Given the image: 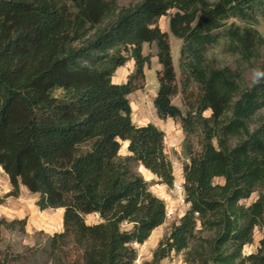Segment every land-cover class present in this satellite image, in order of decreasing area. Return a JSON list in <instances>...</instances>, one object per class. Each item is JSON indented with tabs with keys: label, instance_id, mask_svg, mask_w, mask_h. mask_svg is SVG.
Instances as JSON below:
<instances>
[{
	"label": "trees",
	"instance_id": "obj_1",
	"mask_svg": "<svg viewBox=\"0 0 264 264\" xmlns=\"http://www.w3.org/2000/svg\"><path fill=\"white\" fill-rule=\"evenodd\" d=\"M120 1L0 0V167L12 187L7 196L24 187L38 195L40 211L63 210L61 231L42 250L5 254L0 264L42 253L53 264H135L134 245L164 224L165 203L138 172L141 166L172 186L164 132L152 123L134 125L128 99L150 68L144 45L155 46L160 66L152 101L157 118L178 120L186 136L189 208L143 264H160L171 253H183L185 264H264V192L241 204L264 189V117H258L264 78L247 86L242 73L207 58L224 40L227 53L264 72V38L255 28L264 0ZM164 16L166 32L158 25ZM168 33L181 41L185 113L172 103L178 86ZM128 62L132 72L115 83ZM91 216L96 221L87 223ZM15 224L23 229L25 220L0 218V240ZM256 227L263 231L259 248L243 256Z\"/></svg>",
	"mask_w": 264,
	"mask_h": 264
},
{
	"label": "rangeland",
	"instance_id": "obj_2",
	"mask_svg": "<svg viewBox=\"0 0 264 264\" xmlns=\"http://www.w3.org/2000/svg\"><path fill=\"white\" fill-rule=\"evenodd\" d=\"M139 0H121L120 5L127 6L134 4ZM214 1V0H210ZM169 13H172L170 11ZM167 16L160 18L158 25L161 31H167ZM236 24H240L237 20ZM230 21V22H231ZM255 28L264 38V18L260 17L258 24ZM168 42L170 46V53L172 63L176 72V83L178 86V94L173 98L172 103L178 106L183 113L187 111L186 106L182 102V95L180 92V71L178 66L179 48L181 41L170 33H168ZM224 40H220L219 44L209 48L207 52L208 59H214L219 66H229L233 70L242 73L243 79L247 86H251L255 80V73L247 68L246 64H243L237 56H234L225 51ZM264 55V48L262 49ZM143 54L151 56L150 68H146L144 72V81L142 87L128 96L132 109V121L136 126L146 125L152 123L154 125H160V129L164 132V145L165 152L168 159L171 162V172L173 176V183L171 187H167L161 184L158 179L150 172H145L142 167L138 168V172L143 176L145 181L149 184L150 191L162 199L166 207V220L162 226L154 230L151 237L142 245H134L137 251V260L135 264H143L146 261H150L152 253L156 249L158 243L165 237L170 231L171 226L177 223L178 220L189 208L188 204H182L178 198L177 192L173 189V184L178 181V174L183 176L184 165L188 162L182 151V145L186 138L181 129L180 122L178 120L168 119L161 121L157 118L155 110L152 106V101L158 91L157 71L160 66L155 57L156 48L154 45H144ZM134 66L132 62H128L123 68L116 71L113 81L116 83H123L126 81L127 76L132 72ZM197 95L194 86L190 89L188 101L194 102ZM205 116H209V112L204 113ZM259 118L264 117V109L258 115ZM194 150L198 151V139L197 137H190ZM234 144L230 142V146ZM126 145L124 144L120 150L122 156L127 155ZM184 181V180H183ZM9 183V182H8ZM215 184H222L223 179L217 178L214 180ZM9 190H6L5 178L0 172V218H4L6 221L11 222L13 220H25V226L22 229L18 224H15L12 229H4L1 231L0 240V259L5 254L7 255H19V254H33L36 251L42 250L46 246L47 237L58 233L61 230L57 225L61 223L62 216L49 213L44 214L36 206L38 195L31 194L25 188H19L18 196H7L12 190L10 183L8 184ZM264 192V189H257L251 196L243 200L241 204L248 206L254 202L260 193ZM36 208V209H35ZM22 213L25 216L21 215ZM87 223L96 221L95 216L87 218ZM212 233L203 232L201 237H210ZM263 237V231L261 228L256 227L253 231V242L243 248V256L256 253L259 248V241ZM29 258V257H28ZM14 264H53L46 254H38L36 258L25 260L23 263ZM160 264H185L184 254L171 253L167 258L162 260Z\"/></svg>",
	"mask_w": 264,
	"mask_h": 264
},
{
	"label": "crops",
	"instance_id": "obj_3",
	"mask_svg": "<svg viewBox=\"0 0 264 264\" xmlns=\"http://www.w3.org/2000/svg\"><path fill=\"white\" fill-rule=\"evenodd\" d=\"M120 69V68H119ZM118 69V70H119ZM114 79V78H113ZM116 83V82H115ZM162 121V120H161ZM166 121V120H165ZM163 122V121H162ZM157 127L159 128L160 127V125H157ZM143 169V168H142ZM144 170V169H143ZM145 172H147V173H149L147 170H144ZM0 172L2 173V175L4 176V178H5V184H6V190L8 191L9 190V188H8V179H7V176H6V174L2 171V169H1V167H0ZM150 174V173H149ZM22 188H24V187H22ZM26 189V188H25ZM27 190V189H26ZM36 209V208H35ZM43 213L44 214H46V215H48L49 213L51 214V213H53V214H57V215H59V216H62V214H63V210L62 209H55V210H52V209H48V210H44L43 211ZM21 215H23V216H25V214L24 213H22ZM57 227H58V229H62V219H61V223L60 224H58L57 225ZM151 237V236H150Z\"/></svg>",
	"mask_w": 264,
	"mask_h": 264
},
{
	"label": "built area",
	"instance_id": "obj_4",
	"mask_svg": "<svg viewBox=\"0 0 264 264\" xmlns=\"http://www.w3.org/2000/svg\"><path fill=\"white\" fill-rule=\"evenodd\" d=\"M178 181H175L173 184V189L175 192H177L178 198L181 201L182 204H187L185 201V195H184V188H183V176H182V170L181 173L178 174Z\"/></svg>",
	"mask_w": 264,
	"mask_h": 264
},
{
	"label": "clouds",
	"instance_id": "obj_5",
	"mask_svg": "<svg viewBox=\"0 0 264 264\" xmlns=\"http://www.w3.org/2000/svg\"><path fill=\"white\" fill-rule=\"evenodd\" d=\"M255 77L254 82L259 83L260 79L264 78V72H256Z\"/></svg>",
	"mask_w": 264,
	"mask_h": 264
}]
</instances>
